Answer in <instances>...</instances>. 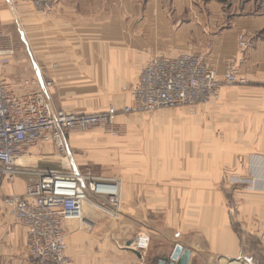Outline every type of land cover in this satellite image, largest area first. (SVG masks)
Here are the masks:
<instances>
[{
  "label": "crops",
  "instance_id": "obj_1",
  "mask_svg": "<svg viewBox=\"0 0 264 264\" xmlns=\"http://www.w3.org/2000/svg\"><path fill=\"white\" fill-rule=\"evenodd\" d=\"M238 37L248 41L242 51ZM0 51L11 53L5 74L17 94L35 75L33 59L56 109L89 114L129 106L122 88L153 57L201 55L219 79L234 63L246 83L222 85L192 111L121 114L108 129L68 135L86 173L119 182L120 207L113 217L105 199L89 195V232L68 235L67 256L70 264H157L180 245L189 264H264V0H60L46 17L0 0ZM30 152L33 167L56 171L42 168V159H57L53 146ZM26 182L1 185L0 264H30L24 228L2 202ZM136 236L148 241L142 258L128 247Z\"/></svg>",
  "mask_w": 264,
  "mask_h": 264
},
{
  "label": "built area",
  "instance_id": "obj_2",
  "mask_svg": "<svg viewBox=\"0 0 264 264\" xmlns=\"http://www.w3.org/2000/svg\"><path fill=\"white\" fill-rule=\"evenodd\" d=\"M5 1L12 10L19 2L28 3L44 17L55 13L60 2ZM238 41L240 51L247 48L248 41L243 37H238ZM10 55V52L0 51V189L4 181L12 183L19 176L27 178L22 195H4L2 202L8 214L24 228L30 264H70L66 254L67 237L74 230L84 231L89 227L83 214L85 203L92 202L89 195L105 199L108 213L113 217L118 216L120 207L118 181L104 180L89 173L81 175L76 170L70 173L39 171L27 165L32 148L53 146L56 158L67 167L71 159L68 143L71 133L108 129L121 114L193 107L216 98L224 84L246 83L245 79L237 77L232 62L225 63L219 79L201 55L153 57L141 69L137 80L122 88L130 96L129 106H109L97 113H79L53 107L49 94L51 82L42 79L39 70L22 81V92L17 94L5 74ZM34 69H37L35 63ZM21 158L26 162H17ZM233 209L234 206L231 211ZM128 247L143 256L147 252V238L136 236Z\"/></svg>",
  "mask_w": 264,
  "mask_h": 264
},
{
  "label": "rangeland",
  "instance_id": "obj_3",
  "mask_svg": "<svg viewBox=\"0 0 264 264\" xmlns=\"http://www.w3.org/2000/svg\"><path fill=\"white\" fill-rule=\"evenodd\" d=\"M109 2L110 3H112V0H109ZM21 3H23V2H19L18 4H17V6L15 7V9L13 10V12H16L17 11V9H18V7H19V5L21 4ZM18 40H19V38H18ZM20 42V41H19ZM19 42H18V44H19ZM20 44L23 46L24 45V43L21 41L20 42ZM19 47H21L20 45H19ZM27 56V55H26ZM30 61V63H31V65H33V67H34V61H33V59H29ZM35 67L37 68V69H34V70H39V68H38V66L36 65V63H35ZM35 72V71H34ZM53 105V104H52ZM197 105H195V106H193V107H186L189 111H192L195 107H196ZM54 107V106H53ZM55 108V107H54ZM56 109V108H55ZM67 111H72V110H67ZM156 111V110H155ZM76 112V111H75ZM144 113H147V112H144ZM150 113H152V112H150ZM136 114H143V113H136ZM70 151H71V149H70ZM43 160V162H42V168H49V169H52V170H56V172H66V173H70L71 172V170H76L79 174H81V175H84L87 171H86V168L84 169V167H80L77 163H76V161H74V159H73V155H72V151H71V159H70V163L67 165V167L66 166H63V165H61L60 164V162H59V159H50V158H46V159H42ZM27 161H28V164L27 165H29L30 167L31 166H33V164H34V162L35 161H37V157L36 156H32L31 155V158H27ZM112 161H113V163H114V160H112V158L109 160V159H107V161H106V163L105 164H107V163H112ZM69 165H70V167H69ZM108 165V164H107ZM108 166H110V165H108ZM69 167V168H68ZM88 169V168H87ZM90 175H92V176H96V174H94V172L91 170L90 172ZM98 176V175H97ZM231 207H233V206H231ZM231 207H230V210H231ZM234 210V209H233ZM84 227H86V226H84ZM84 231H87V232H89V230H88V228H85V229H83ZM67 255H68V253H66Z\"/></svg>",
  "mask_w": 264,
  "mask_h": 264
},
{
  "label": "water",
  "instance_id": "obj_4",
  "mask_svg": "<svg viewBox=\"0 0 264 264\" xmlns=\"http://www.w3.org/2000/svg\"><path fill=\"white\" fill-rule=\"evenodd\" d=\"M139 258H142L141 255L133 251ZM191 252L188 249H184L180 245H175L171 253L164 258H161L157 264H189ZM145 260H148L145 257Z\"/></svg>",
  "mask_w": 264,
  "mask_h": 264
},
{
  "label": "bare ground",
  "instance_id": "obj_5",
  "mask_svg": "<svg viewBox=\"0 0 264 264\" xmlns=\"http://www.w3.org/2000/svg\"><path fill=\"white\" fill-rule=\"evenodd\" d=\"M69 163H70V158L68 159ZM17 162L19 163H25L26 159L24 160V158L19 159Z\"/></svg>",
  "mask_w": 264,
  "mask_h": 264
}]
</instances>
